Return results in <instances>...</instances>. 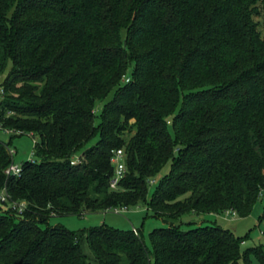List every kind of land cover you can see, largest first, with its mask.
I'll list each match as a JSON object with an SVG mask.
<instances>
[{
    "label": "trees",
    "instance_id": "obj_1",
    "mask_svg": "<svg viewBox=\"0 0 264 264\" xmlns=\"http://www.w3.org/2000/svg\"><path fill=\"white\" fill-rule=\"evenodd\" d=\"M0 81V127L38 137L20 176L0 142V189L28 204L0 202V264H92L84 241L98 264H242L239 237L193 217L264 194V0H0ZM140 205L163 222L151 250L137 228L49 224Z\"/></svg>",
    "mask_w": 264,
    "mask_h": 264
},
{
    "label": "rangeland",
    "instance_id": "obj_2",
    "mask_svg": "<svg viewBox=\"0 0 264 264\" xmlns=\"http://www.w3.org/2000/svg\"><path fill=\"white\" fill-rule=\"evenodd\" d=\"M261 21L262 15L257 17ZM2 77L1 80H4ZM104 108V102L100 101L96 105V113L101 115ZM100 117L96 120L99 122ZM21 132V131H19ZM8 131L0 127V142L10 144L15 151L14 163L23 165L27 160H37L35 156V144L38 137L32 132L23 131L22 133ZM80 150L76 156L79 159L82 155ZM75 159V158H74ZM81 160V159H80ZM79 161V160H78ZM172 170V162L169 161L160 175L151 183L149 189V196L152 195L157 187V181L160 177L165 176ZM111 209L103 212L88 213L84 216L76 214L54 215L49 218L51 226H64L65 228L81 233L86 232L87 229L94 226H101L103 224L116 227L123 230H133L134 228L142 231V237L145 240L148 248L152 249L151 231L163 225L161 219L156 217L154 213L148 209L147 205H140L137 207L118 209ZM264 194L260 200L254 205L252 211L241 216L238 213L220 212L217 214H208L203 217H193L197 222H216L225 229H229L235 236L240 239V247L242 252L241 262L244 264H264ZM48 224L44 223L42 226L46 227ZM82 250L90 259L92 264L93 252L89 244L84 241Z\"/></svg>",
    "mask_w": 264,
    "mask_h": 264
},
{
    "label": "built area",
    "instance_id": "obj_3",
    "mask_svg": "<svg viewBox=\"0 0 264 264\" xmlns=\"http://www.w3.org/2000/svg\"><path fill=\"white\" fill-rule=\"evenodd\" d=\"M4 97H5V86L2 84V81H0V101L3 100ZM8 131H13V130H8ZM8 149L10 151L12 161L6 168L5 172L8 177L13 176V175L20 176L22 174L23 167L21 165L14 163V155H15L14 149L10 146H8ZM80 161L81 160L79 158V159H76L74 163H77ZM112 163L115 166V177L112 180V187L116 188L119 182L125 176V172H126L123 149H117L114 151L113 156H112ZM0 202L7 204L8 207L17 209L19 212H23L27 208V205H28L27 201L25 200H22V201L14 200L8 191L7 184L3 188L0 189ZM116 212L118 213L119 210L116 209ZM134 231L138 233L136 228H134Z\"/></svg>",
    "mask_w": 264,
    "mask_h": 264
}]
</instances>
